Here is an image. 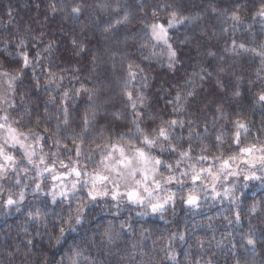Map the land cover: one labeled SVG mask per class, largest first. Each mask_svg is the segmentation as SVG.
Masks as SVG:
<instances>
[{"label":"clouds","instance_id":"1","mask_svg":"<svg viewBox=\"0 0 264 264\" xmlns=\"http://www.w3.org/2000/svg\"><path fill=\"white\" fill-rule=\"evenodd\" d=\"M228 3L227 13H222V9L216 6V11H213L214 0H61L59 6L55 4L57 11L75 25L71 32L65 29L66 35L74 36L85 45L78 54L72 49L73 54L80 57L86 53L90 60L83 59L81 69L73 71L71 77L61 69L65 73L63 80L67 83L61 84L60 88L55 84L49 85V58H59L54 48L56 41H49L36 50L32 56L33 66L22 82H18L15 92L8 91L7 84L0 80V93H4L8 99V102H0V113L8 114V123L29 133L26 139L28 146L35 145V155L30 163L25 149L4 143L5 151L15 156V167H9L0 177V264H74V261L76 264H169L168 242L173 234H177V238L172 240V250L176 253L184 245L196 249L191 256L185 252L187 256L184 253L182 259H177L178 264H208L209 260L212 264H264V229L259 234L252 230L242 232V243L239 247L230 248L226 245L222 247V241L215 236H197L190 244L186 238H178L180 233H184L179 225L185 217L202 216L209 212L213 214L207 215L206 223L218 221L220 224H231L229 221L233 214L231 199L223 196L214 199L210 188L203 181L197 185L192 183L190 166L195 164L204 167L205 164L200 160L202 155L214 156L222 150L227 156L236 151L233 120L238 114L243 115L249 129L247 133H242V141L246 144H264V105L255 99V93L264 87V80L258 79L254 71L245 69L237 60L225 59L212 50V42L225 39L227 30H215L217 25L210 16V13H217L219 20L221 17L230 18L232 11H238L240 21L230 19L242 26L243 31L237 29L233 35L250 42L255 37L258 43L264 40V19L258 18L255 13L259 6L264 5V0H228ZM97 4L108 6L106 13L109 17L114 14L122 17L125 11L130 14V23L124 26L122 36L117 34L115 24L109 31H105V26L100 27L101 21L95 11ZM73 6L81 8L80 14L84 15L82 21L79 16L72 14ZM66 8L70 10L66 11ZM152 9H157V16L153 17ZM173 9L187 18V23L183 24V38L178 35L174 41L177 49L187 46L189 59L192 53L202 62L210 57L216 59L217 63L211 71L202 69L210 83L214 80L217 85V79L221 81L217 88L210 86L199 92L202 85L193 76L187 75L185 69L177 67L183 62L180 58L175 69L169 70L162 53L155 48L153 55L150 47L143 46L151 45V41L140 21L147 24L168 18V13ZM110 22L113 21L109 19L107 24ZM97 28L99 31L92 32L86 41L80 38L81 33ZM21 37L29 44L33 41L43 44L46 39L45 33L35 27L30 31L21 28L9 35H0V53H3L0 63L4 57L15 56L17 50L10 45ZM93 41L101 44V47L97 48ZM50 42L52 50L46 51ZM130 62L139 66L138 72L143 69L136 84L127 85L134 94L141 92L146 97L143 107L137 105V111L141 112L139 116L129 107L124 96L126 70ZM57 66L52 64V67ZM221 68L222 72L219 71ZM81 72L82 75L78 74ZM182 72L185 73L183 77ZM144 75L147 80L142 78ZM222 78L230 79L232 83L225 85ZM73 80L79 83V87L84 84L94 90L91 99L88 94L76 95L75 90L79 87L72 84ZM237 85L242 90L247 88L251 95L233 97L232 90ZM66 89L71 90V115L67 121L61 103L62 93ZM192 89L196 93L193 102L175 114L171 105L169 112L166 97L172 96L173 90L176 93ZM50 97L55 98L54 102H49ZM161 101H164L163 105ZM86 110L90 118L84 124L82 115ZM173 115L183 124H165L170 138L159 139L158 127L162 121L170 119H165V116ZM145 133L157 138L151 147L143 143ZM37 137L44 139L41 142ZM112 143H120L125 147H144L163 162L156 176L161 186L152 189L151 197L141 189V194L146 196L143 203L129 200L124 183L120 184L118 198L113 199L111 181L102 186L107 190V195L96 199L89 196L92 174L104 171L102 159L109 151L106 145ZM189 145L190 158H182L180 152ZM41 157L44 158L43 163ZM177 161H180L179 165ZM49 165L55 166V172L45 171ZM168 165H171V171ZM73 167L79 168L82 173L78 182L74 175L66 176L62 181L53 179L57 173H67ZM241 168L245 166L241 165ZM185 171L188 174L182 175ZM257 171L264 177V171ZM170 174H175L177 181L164 183L163 177ZM243 175L241 171L239 176L221 179L217 185L221 193L225 188L229 189L242 212L245 205L241 196L245 189L253 197L258 192H264V179L251 181L250 186ZM37 184L41 185L39 191L36 190ZM53 187L57 192L66 188L67 195L57 197L53 202L48 194ZM193 190L200 197L198 209L201 211H194V208L184 203L187 194ZM22 191L25 199L20 202L18 196ZM172 193L175 194L174 200L154 213L150 205L156 198L163 200ZM9 195L17 198L16 205L5 204ZM261 200H264V196ZM225 201V206L220 208L219 205ZM37 208L42 212L39 220L29 216V212H35ZM8 217H16L15 222L9 223ZM196 226H199V222ZM208 226L211 227V224ZM249 232L256 241L254 246H249L245 239ZM225 240L231 244V232L225 235ZM75 251H79L78 257L74 256Z\"/></svg>","mask_w":264,"mask_h":264},{"label":"snow or ice","instance_id":"2","mask_svg":"<svg viewBox=\"0 0 264 264\" xmlns=\"http://www.w3.org/2000/svg\"><path fill=\"white\" fill-rule=\"evenodd\" d=\"M102 11L107 12V5H98ZM50 8L53 12L57 11V6L55 4H51ZM213 11H216L215 6H212ZM71 12L74 16H79L81 13V8L79 6H73L71 8ZM222 13H227L228 9H222ZM153 17L157 16L158 13L153 10ZM255 15L258 18L264 19V5L259 6L257 8ZM230 18L233 21L239 22L240 15L238 11H232L230 13ZM187 22V18L183 17L178 10L173 9L168 13V19L165 23H161L157 20H153L151 23L145 24L143 21H140L141 24L146 29V33L150 38L151 45L145 44L144 47H150V50L153 51V55H155L154 49L157 47V44H162L164 49H162V53L166 50L167 55V67L169 70H174L175 65L178 59L177 50L174 48L173 44L170 43V33L169 30L175 28L177 25H183ZM130 23V14L125 11L123 16L120 18H115L114 22H110L106 24L105 31H109L112 29L113 24L116 26H126ZM256 38L253 37L252 41H247L244 39L237 40L236 38H232L230 40V44L226 46V51L232 52L234 55L238 57H245L247 54H251L252 57L259 59V64H257L254 68V73L256 77L260 80H264V40L255 42ZM155 42V43H153ZM5 44H8V41H5ZM71 44L76 54L79 51L83 50L85 45L73 38L71 40ZM10 47L17 50L14 57L9 58L6 57L2 63H0V80L8 86V91L15 92L18 86V82H22L23 77L28 73L29 69L33 66V60L29 43L21 37L16 43L11 44ZM46 51L52 50V43L50 42L48 47L45 49ZM211 54V53H210ZM3 55V53H0ZM245 63L248 61L245 60ZM139 68L133 62H130L127 65V79L125 80V90L124 96L128 101L129 107L136 112L139 116L141 112L137 111V105L139 104L141 107L144 105V101L146 97L143 93L137 92L133 93L127 85L133 84L136 81L138 75L143 72V69H140V72L137 71ZM49 73V79L47 83L49 85L55 84L57 88L61 87V82L64 79V76L58 72H54L51 69L47 70ZM63 71H68V69H64ZM73 71H79V69L73 66ZM201 71H204L201 69ZM219 71H223V69H219ZM193 76L199 75L198 73H193ZM144 80H147V76L144 75L142 77ZM73 79H78V77H73ZM201 80L205 79V76H200ZM217 85L221 84V81L217 79ZM147 86V85H145ZM69 89H66L61 96V103L63 105V113L65 117V121H67L71 115L70 111V95ZM93 89L88 88L84 84H81L79 88L75 90L76 95L80 96L82 94H88L89 99H91V95L93 93ZM248 91V90H247ZM195 90H187L184 92L177 91L170 100H167V103L172 105V112L178 113L185 110L195 99ZM243 95H246L245 91L242 90L238 85L233 87L232 96L236 98H240ZM256 101L264 105V87H262L259 91L255 93ZM55 98L50 97L49 102H54ZM0 102H8L7 96L4 93H0ZM14 106V105H13ZM219 110V109H218ZM94 117V111H93ZM89 111L86 110L82 115V120L84 124H87L89 121ZM9 120L8 114L0 115V177L7 172L9 167H15V156L5 151L4 143L13 146H19L22 149H25V155L28 158L29 162H32V157L35 155V145L28 146L26 144V139L29 135L28 132H22L19 128L13 126L12 123H8ZM177 123L183 124V121H177L175 118H170L168 120L162 121L160 126L158 127V138L163 140H168L170 137L167 132V128L165 124L170 126H175ZM234 133H233V144L235 145L236 151H233L229 155H225L221 150L218 154L214 156L202 155L200 160L202 162L211 161V163H204V167H198L197 165H191V181L194 185L200 184L202 181L208 186L212 192L213 198H220L221 196L231 199L234 206L236 207V211L233 212L232 218L236 223H239L242 219V211L239 206L236 205V201L234 197H232L228 188H225L223 193L218 190L217 185L220 183L221 179L228 180L231 177L239 176L241 171H243V179L245 181L251 182L254 180H262V177L257 169L264 171V144H254V143H244L241 139L242 133L248 132V124L244 119L242 114H238L236 118L233 120ZM43 137H37L38 141H43ZM156 137L150 136L148 134L143 135V143L149 147L156 143ZM219 140V137L217 138ZM109 148V151L102 159V165L104 171H97L92 174L91 178V188L89 190V196L92 199H96L98 196L107 195V190L103 189L102 186L107 182L111 181L113 183V194L112 198L117 199L120 195V184L124 183L127 185L126 195L131 201H136L139 203H143L146 196L141 194V189L148 196L151 197L152 189H159L161 186V182L156 179V176L159 174L162 161L149 153L144 147H133L120 143H112L111 145H106ZM173 150H175V146H173ZM206 150V149H204ZM77 155H79V150H77ZM180 156L182 158H190L191 156V146L189 145L186 150L180 152ZM44 162V158L41 157V163ZM180 161H177V165H179ZM241 165H244L245 168H241ZM63 167H67V165H62ZM169 171H171V165H168ZM45 171L55 172V166L49 165ZM111 173V175H109ZM188 173L185 171L182 175H187ZM74 175L78 178L82 175L79 168L73 167L67 173H57L53 176L54 180H64L66 176ZM205 177L207 179L205 180ZM164 183H173L177 181V176L175 174H170L163 177ZM151 182V183H150ZM182 182V179H181ZM76 186V182H74L73 187ZM247 187V184L244 185ZM41 185H36V190L39 191ZM53 202H55L57 197H63L67 195V189L57 192L56 188L53 187L49 190L48 193ZM175 194L172 193L169 196H166L161 200L159 197L156 198L155 202L150 205L152 211L155 213L161 209H163L170 201H173ZM25 199L23 191L19 194L18 200L23 202ZM185 205L192 207L194 209H198L200 207V197L196 192L190 191L184 200ZM5 204L7 206H13L17 204V198H14L12 195H9L5 200ZM261 202L257 201L248 207V211L250 213L257 212L260 207ZM30 217H34L39 220L42 217V212L39 208L35 210V212H29ZM228 220V217H225ZM231 219L229 223H232ZM61 232L64 231L63 228L60 229ZM177 238V234H173L171 240L168 242L169 251L167 252V260L169 264H178L177 253L172 250V240ZM180 240L185 239V234L180 233ZM247 240V244L249 246H254L256 241L253 238L251 232L247 234L245 237ZM201 247L203 246V241L200 242ZM235 247V245H233ZM80 255L79 251L74 252V256L78 257ZM187 256V253H185ZM74 264L76 262L74 261ZM208 264H212V261L209 260Z\"/></svg>","mask_w":264,"mask_h":264},{"label":"trees","instance_id":"3","mask_svg":"<svg viewBox=\"0 0 264 264\" xmlns=\"http://www.w3.org/2000/svg\"><path fill=\"white\" fill-rule=\"evenodd\" d=\"M61 0H0V35H9L12 33H15L18 29H21L23 31H30L34 27L38 29L39 31H43L45 33L46 39L44 40L43 44L38 41H33L31 44H29L31 48V55L33 56L38 48L43 47L46 45L49 41H56L54 48L56 52L59 55V58L57 56H53L49 58L50 66L48 69H51L52 71H56L60 73L61 75H65L64 72L61 71V69H68L67 75L69 77L73 74V66L77 69H81V61L83 59H89L90 57L87 56L86 53L81 54L80 57H77L73 54V46L71 44V40L75 38L71 35H66L65 29H67L69 32H71L72 28L75 27V25L71 24L68 19L64 18L63 13L59 11L53 12L50 8L51 4L60 5ZM99 4L95 5V11L97 18L101 21L100 27H104L107 24V21L111 19L114 22L115 18H120V15H113L112 17H109L106 12L102 11L101 8L98 6ZM214 6L219 7L221 9L229 7L228 0H214ZM66 11L70 9H65ZM157 11V9H152L151 11ZM151 11L149 12V16L151 15ZM217 13H210V16L213 18V23L217 25V28L215 30H220L221 28L224 30H227L225 39L221 40H214L212 42V50L217 52L218 55H223L225 59L229 60H237L240 65H242L245 69H251L254 71V68L257 64H259V59L254 58L251 56V54H247L245 57L241 58L236 55H234L230 51H225L226 46L230 44V40L232 38H236L237 40H240L237 35H233V31L239 30L243 31L242 26H240L238 23L231 21L230 18L221 17L219 20H217ZM80 20L82 21L84 19L83 14H79ZM168 18H160L157 19V21L161 23H165ZM225 19H227V22H224ZM147 22V21H146ZM153 22V21H152ZM187 23V22H186ZM259 27L258 25L256 26ZM118 29V35H123L124 33V26H117ZM180 30L179 33L177 30ZM94 31H99V29H91L89 31H86L84 33L80 34V38L82 40H87L91 33ZM183 32H184V25H177L175 28L170 29V43L173 44L174 48L177 50L178 58H180L183 62L180 65H177V67L181 69L186 70V74L189 76H193V73H198L199 75L193 76V78L202 85L201 88L198 89L199 92H203L204 89L208 87L217 88L218 86L215 84V81H209V78L207 77L206 73L204 71H201L202 67L207 68L209 71H211L214 67V65L217 63V60L214 58H208L206 62H202L200 58L196 57L194 53L191 54V59H189V53H187L186 48L187 46H184L180 49H177L176 43L174 41L177 39V36L182 39L183 38ZM37 33H33V35H36ZM245 35H247L245 33ZM27 41V40H26ZM28 42V41H27ZM155 43V42H153ZM93 44L99 48L101 47V44H97L96 41H93ZM69 49L68 51H64V49ZM162 49H164L163 45L157 44L156 51L162 53ZM164 61L167 62V55L166 50L162 53ZM6 57H4L5 59ZM247 60L248 62L245 63L244 61ZM58 65L57 67H52V64ZM47 69V70H48ZM166 71V69H163ZM29 74H31L29 72ZM78 74H83L78 73ZM169 75H172V73H169ZM182 77L185 75L184 72H182ZM200 76H205L204 80L200 79ZM62 84L67 83V81H62ZM175 83V82H174ZM222 83L225 85H230L232 81L230 79H223ZM72 84H75L77 87H79V83L75 80L72 81ZM136 84V81L133 82V85ZM71 86V85H69ZM246 95H251V93H248L247 88L244 89ZM175 94V90H173V95ZM172 95V96H173ZM172 96L166 97L167 100H170ZM164 101H161V104L163 105ZM168 110L171 112V105H168ZM168 118H175L174 115L169 117L165 116V119ZM202 163H211V161L208 162H202ZM55 183V182H54ZM251 186V182H250ZM254 190V189H253ZM264 196V192H258L255 197L249 194V190L245 189L244 194L241 196V201L245 205V210L242 212V219L239 223H236L235 220L232 218L233 222L231 224H220L218 221L215 223L212 222H205L207 221V215H212L213 213L206 212L205 215L202 216H194V217H185L183 221L180 222V230L184 232L185 238L188 241V243H192V241L197 237H212L215 236L217 240L222 241V247H232L235 245L236 247H239V245L242 243L240 240V234L242 232H246L249 230H252L259 234L262 229H264V200H261V197ZM260 201V207L258 208L257 212L250 213L248 211V206ZM227 202L221 203L219 205L220 208H223ZM237 209L235 206L232 208V212H235ZM194 211H201L200 209H194ZM19 214H17L18 216ZM9 223L15 222L16 217H8L6 218ZM197 222H199V226L197 225ZM163 222H161L162 224ZM208 224H211V227L208 226ZM231 232L232 234V240L231 244H227V241L225 240V235ZM34 243H38V241H34ZM196 249L194 248H188L187 245H184L183 248L179 249L177 251V259H182L185 252L189 254V256L194 253Z\"/></svg>","mask_w":264,"mask_h":264},{"label":"rangeland","instance_id":"4","mask_svg":"<svg viewBox=\"0 0 264 264\" xmlns=\"http://www.w3.org/2000/svg\"><path fill=\"white\" fill-rule=\"evenodd\" d=\"M160 45H162V44H160ZM0 115H3L2 113H0ZM18 147V146H17ZM250 183V182H249ZM226 202V201H225ZM225 202H223V203H225Z\"/></svg>","mask_w":264,"mask_h":264}]
</instances>
